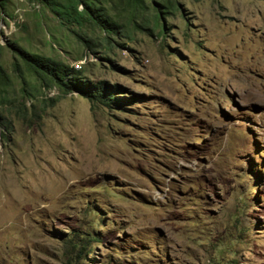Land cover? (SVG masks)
Returning <instances> with one entry per match:
<instances>
[{"label":"rangeland","instance_id":"obj_1","mask_svg":"<svg viewBox=\"0 0 264 264\" xmlns=\"http://www.w3.org/2000/svg\"><path fill=\"white\" fill-rule=\"evenodd\" d=\"M145 1L135 28L105 0L121 27L87 42L37 0L0 7V264H264V0ZM18 47L134 101L24 85Z\"/></svg>","mask_w":264,"mask_h":264},{"label":"trees","instance_id":"obj_2","mask_svg":"<svg viewBox=\"0 0 264 264\" xmlns=\"http://www.w3.org/2000/svg\"><path fill=\"white\" fill-rule=\"evenodd\" d=\"M42 6L50 9L62 27L74 33L84 42L89 41L86 37L85 30L89 25L99 27L103 32L110 35L117 33L120 29L118 21L113 19L107 7L104 5L105 0H37ZM128 6L135 11L130 18V23L135 28H144V24L136 20V14L140 9L147 8L145 0H126ZM155 12L152 21L155 27L160 28L161 34L165 32L164 17L170 11L162 10V6L169 8L166 4L154 1ZM0 7L4 12L10 15L7 0H0ZM150 29V28H149ZM0 49H2L0 45ZM17 61L14 62L15 69L22 77L24 85L26 84V73L28 72L40 83L45 89L59 87L65 92L77 91L81 96L88 98L93 103H98L109 108H123L132 101L134 97H128L122 93V87L111 84L106 81L93 82L86 76H82V71L70 67L64 61L56 60L53 57L41 55L28 50L27 48H16ZM1 59V58H0ZM22 65L24 66L22 68ZM10 82V76L0 60V91L4 92V87ZM5 95H0V100ZM0 112V119H2ZM3 122L0 121V127ZM74 246L76 242L72 240ZM83 247L85 245L83 244ZM225 251L221 249V252Z\"/></svg>","mask_w":264,"mask_h":264}]
</instances>
